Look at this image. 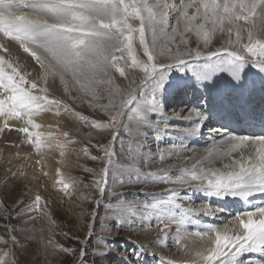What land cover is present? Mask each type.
I'll list each match as a JSON object with an SVG mask.
<instances>
[{"label":"snow or ice","instance_id":"6c2138e0","mask_svg":"<svg viewBox=\"0 0 264 264\" xmlns=\"http://www.w3.org/2000/svg\"><path fill=\"white\" fill-rule=\"evenodd\" d=\"M218 33L227 37L222 47L201 50L200 45L208 49ZM0 34L15 42L41 70V83H38L27 79L31 73L21 71L19 65L0 56V117H4L5 127H9L8 120H22L26 126L17 130L27 135L28 143L37 151L51 147L52 132L45 135L29 131L28 127H41L32 117L53 106L57 116L61 114V107L65 114L72 112L63 101L50 98L48 88L42 86L49 77L58 79L65 93H78L71 96L73 101L81 99L108 116L104 122L90 121L72 112L85 126L90 124L93 129L111 133L108 145L101 146L107 157L102 169L104 179L94 185L101 195L106 190L109 175L119 179L121 185L125 172L129 179L133 175L137 181L141 178L133 165L143 155L149 130L157 134L162 131L159 123H154L150 117L162 112L161 94L173 68L191 73L205 87L209 86L205 82L211 81L217 73H228L233 80H241L247 65L264 73V0H178V3L177 0H0ZM187 34L195 36L196 48L189 47ZM137 42L146 60L138 57ZM0 49L7 52L2 43ZM161 57L169 62L161 63ZM129 70H138L142 78L138 83L132 79L127 88H122L116 83L113 71L127 80ZM103 99H107V103H100ZM191 115L183 118L191 119ZM194 115L199 122L185 130L189 134L198 132L205 119L200 111H195ZM121 132L124 138L120 137ZM62 136L65 143L57 141V146L64 156L66 145L73 141L66 131ZM117 139L129 161L127 167L113 159L116 155L113 144ZM179 147L183 149L184 145ZM84 152L87 154V148ZM204 152L205 155L189 167L181 168L174 178L151 172L145 177L180 185L185 194L191 191L206 197L244 201L256 193L264 194V134L225 135ZM160 158H164L163 154ZM225 160L229 162L224 163ZM215 162H220L222 167H215ZM57 174H60L59 169ZM58 183L63 184L64 190L70 186V181ZM41 199L36 195L32 204L21 212L40 211ZM180 199V190L171 188L166 199L138 208L122 206L117 212L129 224L133 217L148 220L152 216L165 227L174 224L177 235L173 240L180 245L184 238L180 233L192 222L196 212L215 214L207 205L198 210L186 209L177 202ZM145 213L147 215H143ZM229 224L222 229L209 224L195 232L200 240L206 238L207 244L193 252V259L184 264H264L238 259L241 253L264 256V206L237 213ZM89 227L91 230V225ZM15 239L11 237L13 243ZM0 243L8 241L0 238ZM83 254L82 249L81 256ZM135 254L139 256L141 251ZM9 255L5 250L0 264H15L14 260L4 259Z\"/></svg>","mask_w":264,"mask_h":264},{"label":"rangeland","instance_id":"374dc122","mask_svg":"<svg viewBox=\"0 0 264 264\" xmlns=\"http://www.w3.org/2000/svg\"><path fill=\"white\" fill-rule=\"evenodd\" d=\"M132 23L138 22L133 21ZM187 35L189 47L196 48L195 36ZM226 39V36L218 33L208 49H204L202 44L200 48L203 51L216 50L222 47ZM191 40L192 42H190ZM136 49L138 57L141 60H146L138 42ZM160 62L168 63L169 61L163 57ZM38 74L37 76L31 72L32 76H28L27 79L41 83L39 81L41 70ZM263 74L258 69L252 68L251 65H247L241 78L251 89L254 84L263 85ZM127 75L128 79L126 80L113 71L116 83L122 88H127L130 80L135 79L138 83L142 78V74L138 70H129ZM219 76H223V74ZM56 81L58 83L49 77L46 85L42 84L48 88L50 98L63 101L72 112L86 116L90 121L104 122L108 120V116L99 108L93 109L81 99L73 101L71 96L79 94L76 92L65 93L59 80L56 79ZM201 85L203 84L198 82L191 73L181 72L176 68L171 70L166 89L161 94L162 112L150 117L154 123H159L160 128L163 127L162 131L157 134L149 130L143 144V155L133 165L139 170L141 178L137 181L133 175V178L129 179V174L125 172L124 183L121 185L119 179L109 175L103 195L94 185L97 180L103 182L104 179L102 169L107 157L101 146L108 145L111 139L110 131L93 129L90 124L85 126V123L72 112L65 114L63 107L60 109L61 114L57 116L53 106L51 110L40 113L45 114L50 120L46 125H41L39 120L35 122L41 125L43 134L46 135L48 132L54 134V137L49 140L51 147L37 151L33 144L27 142L28 137L25 133L10 125L5 127L3 121L0 124V238L8 243H0V257L7 250L10 255L4 259L14 260L15 264H81V261L83 264H184L186 257H190L193 250H197L200 244L201 248L207 244L206 238L202 240L204 241L202 243L194 233L202 231L205 222L210 224L209 219L195 213L192 222L182 229L180 235L184 238L181 240V244L177 245L173 240V237L177 235L174 224H168L165 227V224L159 223L155 216L148 220L133 217L132 223L129 224L124 222V216L117 210L122 206L138 208L158 199H166L169 189L177 188L180 190L181 196L177 202L182 203L186 209H196L197 204L218 206V203L228 201L229 206L225 205L224 209L234 208V204H237L238 210H235V213L236 211H240V213L252 211L253 207L248 210L242 207L250 200L244 201L232 197L224 199L206 197L203 193L191 191L185 194L180 185H173L170 188L172 184L145 177V174L149 172L175 177L181 168L189 167L201 157L199 152L188 146L180 133L177 132L178 130L173 129L178 125H183L176 119L170 118L180 109L189 106L181 117L183 123L190 120L183 117H188L190 114H193L191 117H194L195 111H200L204 116H213L211 118L212 122H215L213 124L224 128L231 127L228 119H220L216 112L208 111L213 98L212 93L209 87L202 90ZM226 86L224 83L221 87L225 88ZM179 96L181 97L179 98ZM224 97L230 99L225 91ZM100 103H107V99L101 100ZM213 106L216 107V105ZM173 108H177L176 111L170 112ZM232 109L234 115L241 114L236 110L235 105L232 106ZM250 109L252 110H250V114L258 112L254 107H250ZM218 110L220 111V107ZM259 111H264V101L260 103ZM165 114H168L169 117L168 115L166 117ZM165 121L167 128H165ZM28 127L29 131L37 132V128ZM204 129L209 130L202 126L201 130L204 131ZM65 131L69 133V139L73 142L66 145L65 155L61 156V148L57 146V141L65 143V138L62 136ZM206 132L202 134L206 135ZM256 135L259 134L256 133ZM120 137L124 138L122 132ZM32 139L35 140V137L33 136ZM181 144L184 145L183 149L179 147ZM85 148H87V154L84 152ZM113 149L116 153L113 159L127 167L129 161L121 151L120 139L114 142ZM161 154L164 156L163 159L160 158ZM202 154L203 152L200 153V155ZM92 156L99 157V159L93 160ZM38 159L39 163H37ZM174 168L176 169L174 170ZM58 169L59 175L57 174ZM61 180L70 181L67 190L63 189L62 183H58ZM36 195H40L42 198L40 201L41 210L31 212L25 210L22 213L21 210L25 209L26 205L32 204ZM202 223L203 225H201ZM161 229H165V232H161ZM12 236L16 238L14 243L11 241ZM165 236H167L166 239ZM191 240L193 241L191 242ZM183 245H187V247H182ZM64 249L71 251H64ZM82 249L84 250L83 256H81ZM138 250L141 251L139 256L135 254ZM238 259L243 261L248 257L238 256ZM252 259L264 262L263 257Z\"/></svg>","mask_w":264,"mask_h":264},{"label":"bare ground","instance_id":"6f19581e","mask_svg":"<svg viewBox=\"0 0 264 264\" xmlns=\"http://www.w3.org/2000/svg\"><path fill=\"white\" fill-rule=\"evenodd\" d=\"M190 42H192V40ZM0 43H2L5 48H7V52L0 49V56H4L5 60L13 63V65H19L21 71H23V72H28V73L32 72L34 75H37V76L39 75L38 74L39 70H40L39 66L34 62V60H32V58L30 56H28L26 53H24L15 42L7 40L6 38H4L2 36V34H0ZM161 58H163V57H161ZM222 74H223V76H219ZM222 74L217 73L215 75L216 77H213L211 81L205 82L206 84L209 83L208 87L210 88V91H211L212 97H213L211 99V104H210V108H208V111L209 112H216L220 119H223V120L228 119L229 122L231 123V127L224 128V127H221L220 125H214V126H216V129H214L213 124L208 123L209 119H210V121H213V119H211L212 117L204 116L205 119H204L203 123L201 124L199 131L192 133V134H189L185 130L186 129H188V130L192 129L194 127V125L199 122V120L196 116H194V117L192 116L191 119L189 121H185V123L182 122L183 120L181 117H182L183 113H185L186 109H188L189 106L185 109L184 108L180 109L177 114L170 116V118L172 120L176 119V121L183 124V125H178V127L176 126L173 129L178 130L177 132L180 133V136L183 138L184 141L187 142L188 146L195 149L196 152H199L198 153L199 156H203L205 154V152L203 150L206 147H208L209 145H212L215 141L220 140L225 135L252 136V135H256V133L259 135L264 134V111H258L255 114H253L251 112V114H250V110H251L250 107H254L255 110H260V103L264 101V82L262 83L263 85H261V86L254 84V86L250 89L246 85V83H244V80L242 78L239 81H235L232 79V77L228 73H222ZM217 77H218V79H217ZM262 77H263L262 79L264 81V74L262 75ZM223 79H225V81H223ZM53 81L57 82L56 79L55 80L53 79ZM224 83H225V85H227L225 88L221 87L222 84H224ZM201 86H202V90L206 89V87L204 85H201ZM221 88H224V89H221ZM224 91H225V93H227V95H229L230 99H227L226 97H224ZM180 97L181 96H179V98ZM256 101H258V102H256ZM202 103H204V102H202ZM166 104H168V102H166ZM213 105H216V107H214ZM234 105L236 106V110L241 112V114H238L240 117L238 115H236V114L234 115L232 113L233 112L232 106H234ZM219 107H220V111L218 110ZM177 108H175V109L173 108L170 112L176 111ZM165 115L167 117L168 114H165ZM235 116H237V117H235ZM168 117H169V115H168ZM32 118H33L34 122L39 120V123L41 125H46V123H48L50 121L49 119H47L45 114L36 115V116H33ZM186 120H188V119H186ZM3 121L5 122L4 117H0V124ZM7 123H8V125L16 127V128L26 126L24 121H22V120L18 121V120L13 119V120H8ZM202 126H205L206 129L209 128V130L208 131L205 129H204V131L201 130ZM161 128H163V127H161ZM169 128H171V127H169ZM36 131L39 133H44L42 127L37 128ZM204 132H206V135L202 134ZM201 152H203L202 155H200ZM39 162H40V160H39ZM228 162L229 161H227V160L224 161V163H228ZM214 166L217 168L222 167L220 162H215ZM175 169L176 168H174V170ZM166 171H164V172H166ZM169 176L174 178V176H172V175H169ZM172 186L173 185H170V188ZM249 200L250 201H248L246 203V205L242 206V207H245L246 210H248V208H250V207H253L252 211H254L255 207L257 205L264 206V194L256 193ZM205 205H207L209 208H211L215 214L214 215H205L203 212H196V213L199 215H203L204 217L209 219V221H211L210 224L216 226L219 229H222L225 224H229V222L234 219L236 214L240 213V211H236V213H235V210H238L237 204H234V206H233L234 208L224 209L225 205L229 206L228 201H225V202L222 201V202L218 203V206L212 205V204H199V205L197 204V206L195 208H196V210H198V209L203 208ZM221 215H223V216H221ZM229 216H232V217H229ZM199 225H200V223H199ZM201 225H203V223ZM205 225H209V223L205 222V224L203 226H205ZM229 227H231L230 224H229ZM195 240L197 241V239H195ZM192 241L193 240H191V242ZM200 241H202V240H200ZM203 242L204 241H202V243ZM192 244H194V243H192ZM200 245H199V247H200ZM199 247L197 249L201 248V247L200 248ZM195 251H196V249L193 250V252H195ZM239 256L248 257L247 260H243L244 262L249 261V260H256V259H252L254 257H263L264 258V256H261L259 253H241V254H239ZM191 259H193V255H191L190 257H186L185 261H189Z\"/></svg>","mask_w":264,"mask_h":264}]
</instances>
